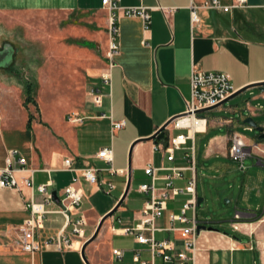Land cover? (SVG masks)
<instances>
[{"label":"crops","instance_id":"1","mask_svg":"<svg viewBox=\"0 0 264 264\" xmlns=\"http://www.w3.org/2000/svg\"><path fill=\"white\" fill-rule=\"evenodd\" d=\"M116 1L124 9H146L150 16L148 29H144L141 18L120 14L115 37L118 49L109 59L107 23L90 22L96 34L74 43L86 51L94 50L95 59L81 62V51L65 49L60 52L63 65L48 61L40 73L37 72L35 83L40 95L50 97L47 103L36 97L37 108L33 104L25 106L26 84H33L24 81L22 69L14 64V50L9 45L0 49V170L6 167L8 155L14 151L15 158H24L26 164L23 167L13 164V176L18 182L31 177L34 183L33 189L25 186L19 191L0 189V264H181L175 258L180 252L186 254L185 264H264V142H258L257 137L252 143L244 139L252 148L251 163L257 167L253 172L261 180L243 181L240 190L247 198L238 200L236 210L239 212H235L231 221L232 231L225 232L224 226L208 227L197 215V207L207 199L206 190H200L198 184V136L201 139L210 131H216L205 144V159L229 158L231 133L237 132L241 124L243 130L248 131L243 121L264 110V93L256 87L264 83V0H245L244 8L227 13L204 8V0ZM218 1L222 6H229L235 0ZM192 7L197 22L191 20ZM58 14L91 17L106 15L108 11L102 0H0V15L51 17ZM47 57L55 58L54 55ZM81 68L84 98L78 104H70L55 96L57 87L53 84L58 81L51 75L76 74ZM193 70L228 74L236 91L246 89L250 102L244 105V116L238 114L240 110L235 106L225 103L211 111L234 113L233 118L199 114L207 120V125L194 136L197 206L186 212L188 221H170L171 215L181 213L189 198L180 194L166 201L162 216L155 221L154 233L136 231L141 210L150 198V194L140 192L139 187L153 185L160 191L171 174L167 169L190 166L186 148L191 142L176 150L173 160L168 161L167 154L154 150L156 144L148 139L167 121L185 112ZM41 73H45L44 76ZM107 75L110 76L108 84L104 82ZM94 91L101 96V107L92 101ZM70 116L82 120L72 123L68 120ZM112 121H124L125 126L114 130ZM183 132L169 126L167 134ZM104 148L112 149V167L123 171L122 174H111V166L97 157ZM67 159L71 160L70 169L64 168ZM148 166L156 169L155 179L145 174ZM92 167L98 170V184H90L81 176V170ZM190 177L191 172L183 170L182 177L173 180V186L184 188ZM108 184L112 189H108ZM38 185H46L47 193L56 196L46 207L49 212L42 227L34 234L41 249L27 253L18 249L15 242L18 228L30 216L27 207L30 199L32 196L37 202L43 199L35 189ZM70 185L82 192L79 210L70 213L71 221L79 215L86 220L81 237L71 234V226L57 212L64 189ZM239 213L255 216L244 218ZM236 214L239 220L234 219ZM193 221L213 230L197 232L192 254L185 249L189 238H183L181 233ZM97 229L83 256V245ZM125 230L134 232L125 233ZM62 231L72 242V249L58 251L45 245ZM137 234L170 243L172 249L166 254L172 256V261L164 263L160 257H153L148 245L138 243ZM113 251H120L122 256L115 257Z\"/></svg>","mask_w":264,"mask_h":264},{"label":"built area","instance_id":"2","mask_svg":"<svg viewBox=\"0 0 264 264\" xmlns=\"http://www.w3.org/2000/svg\"><path fill=\"white\" fill-rule=\"evenodd\" d=\"M102 5L108 11L109 15V24H108V33H109V44H108V58H112L117 53V44L115 42V37L117 35L116 20L120 14L125 16H135L139 17L144 22V29H148V22L150 16L144 8H129L124 9L118 6L116 0H102ZM246 6L245 0H235L229 6H222L218 0H204V8L207 9H216L223 11L225 13L237 9L244 8ZM192 22H197V15L195 8L192 7L191 12ZM110 81V76L107 75L104 77V82L108 84ZM236 90L233 88L231 83V78L228 74L222 72H202L198 70H193L190 80V99L187 102L185 112L177 117L171 124L170 127L184 131L177 135H169L166 144H156L154 150H162L167 154V160L172 161L174 158V152L176 150L183 149L188 142H191V145L186 148L187 157L190 162V166L186 169L179 168H169L171 174L166 177L165 188L156 191L153 185H141L139 191L145 194H150V198L144 204L141 210V218L139 224L136 227V231H151L154 233L156 228L154 226L156 219L162 216L163 211L166 208V201L180 194L189 195V198L184 203L181 213L178 215H171L170 221L175 222L179 221L181 223H186L188 220L185 216L188 210H194L197 206V199L195 194V152H194V136L197 133H201L205 130L207 125V120L197 114V111L213 108L218 106L220 103L225 101L231 95H233ZM92 101L97 107L102 106V99L100 94L96 91L92 92ZM249 111V110H248ZM252 111H249V113ZM104 117V115H103ZM68 120L72 123L80 122L82 119H78L75 116H70ZM112 128L114 130H121L125 126L124 121L111 122ZM203 126V130L198 129L197 127ZM248 131H253V128L247 126ZM168 131V128H167ZM16 153L14 151L10 152L7 158V165L5 168L0 170V189H13L19 191L22 186H25L29 189L34 188V183L31 177L23 179L21 182H18L13 176L15 169L12 168V165L15 164L18 167H23L26 162L22 157L15 158ZM228 157L238 164V167L241 171L245 170V160L252 157V148H250L243 136L240 133L232 132L229 137V145L227 151ZM97 157L109 164L111 174H122L123 171L115 170L112 167L113 163V151L110 148L102 149ZM71 160L67 159L64 162V168L70 169ZM183 170H188L191 172V177L184 188H177L173 186V180L176 178L182 177ZM155 171L152 167L148 166L145 169V174L151 176L155 179ZM81 176L90 184H98V170L95 168H87L81 170ZM77 182V178L74 179V183ZM108 189H112V185L108 184ZM37 193L43 196L41 202L34 200L33 196L30 199L29 204L27 205L30 216L26 219L22 225L18 228L17 232L18 239L15 242V246L21 251L27 253H35L41 249L40 244L36 243L34 240V234L36 229H39L43 225V220L46 214H48L47 206L52 203V196L47 193L46 185H38L36 188ZM63 200L57 210L58 213L62 214L67 224L71 226V234L82 236V227L86 224V220L83 216H77L73 221L70 219V213L76 212L79 210L82 198V192L80 188L70 185L64 189ZM235 220H239V215L236 214L234 217ZM197 223L192 222V225L188 228L182 229V237L189 238L185 244V249L193 251L196 247L197 239ZM65 229V228H64ZM125 233H133L134 230H125ZM137 241L139 244L148 245L153 257H160L164 263H170L172 261V256L166 254V251L171 250L170 243L166 241H156L154 237L147 238L142 234H137ZM46 246H52L58 251L69 250L73 248V244L70 241L66 233H62L56 237L51 238L45 242ZM115 257L120 258L122 256L120 251H113ZM193 257V255H192ZM175 258L181 261V264H185L187 260L186 254L184 252L177 253ZM137 261V256L135 257ZM147 264V263H142Z\"/></svg>","mask_w":264,"mask_h":264},{"label":"rangeland","instance_id":"3","mask_svg":"<svg viewBox=\"0 0 264 264\" xmlns=\"http://www.w3.org/2000/svg\"><path fill=\"white\" fill-rule=\"evenodd\" d=\"M96 21V22H95ZM106 22V33H108L109 15L101 14L91 17L80 14H58L51 17H26V16H5L0 15V49L9 45L14 50L15 62L17 68L22 69V78L26 82L33 84V99L36 103V97L41 102L47 103L49 100L47 94L40 95L35 83V77L40 73L42 67L49 61H55L63 65V58L60 52L65 49H71L80 52L81 62H90L95 59V51H86L76 45L75 41L89 39V34H96L94 27L90 24ZM105 30V28H100ZM98 30V29H97ZM98 33V32H97ZM54 55L55 58L47 56ZM80 62V63H81ZM83 67V64H81ZM60 71V70H59ZM83 68L76 74L68 73L53 74V87L55 96L62 100H67L70 104H78L85 95ZM45 74V73H44ZM44 74H40L41 76ZM48 92V91H47ZM38 93V94H37ZM248 93L243 92L239 96L229 100L224 105L231 104L237 108L238 114L243 113L246 102H250ZM253 103V102H252ZM255 104V103H254ZM264 106V101L262 102ZM35 110H37L35 108ZM201 116L214 118H233L234 113L227 114L226 111H209L202 113ZM259 126H264V110L258 111L253 117ZM241 124L236 128L243 138L252 143L258 133L243 130ZM216 131H210L203 135L201 139L198 136V184L199 189L206 190L207 199L197 207V215L207 226H224L225 232H231V221L238 206V200L247 198L241 194L240 187L243 181L252 183L254 180H261L253 171L256 166L251 163V158L245 160V170L241 171L238 164L227 157L204 158L205 144ZM218 170V171H217ZM249 183V184H250ZM245 191V188H244ZM243 193V192H242ZM201 197V196H200ZM220 222V223H219Z\"/></svg>","mask_w":264,"mask_h":264},{"label":"water","instance_id":"4","mask_svg":"<svg viewBox=\"0 0 264 264\" xmlns=\"http://www.w3.org/2000/svg\"><path fill=\"white\" fill-rule=\"evenodd\" d=\"M256 87L259 88V91L261 93H264V83H261V84H258ZM246 89H241V90H238L236 91L233 95H231L229 98H227L225 101H223L222 103H220L218 106L228 102L229 100L233 99L234 97L238 96L239 94H241L242 92H244ZM216 106V107H218ZM216 107H213V108H208V109H203V110H200V111H197V114H201V113H205V112H208V111H211L213 109H215ZM177 117H174L172 119H170L169 121H167L160 129H158L156 131V133L150 137L148 140L152 141L154 144H166L167 140H168V134H167V128L170 126V124L176 119ZM243 123L245 125H248L250 126L251 128H253L259 135L257 136V141L258 142H264V127L262 126H259L252 117H247ZM131 156V150L129 152V157ZM130 175V167H128V176ZM129 183L127 185V191H128V188H129ZM55 193L52 194V199L54 200L55 199ZM200 202V201H199ZM120 205V203L118 204ZM112 213L108 214L105 218L109 217ZM240 217H244V218H249L250 216H255V214H248V213H239ZM99 229V227H98ZM98 229L96 231V233L93 235V237H91V239H89L82 247L81 249V253L82 255L84 256V250H85V247L86 245L91 242L97 232H98ZM205 230H213L212 228H207V226L205 225H198L197 226V232L199 233L200 231H205Z\"/></svg>","mask_w":264,"mask_h":264},{"label":"trees","instance_id":"5","mask_svg":"<svg viewBox=\"0 0 264 264\" xmlns=\"http://www.w3.org/2000/svg\"><path fill=\"white\" fill-rule=\"evenodd\" d=\"M26 99H25V106L28 104H33L37 108V104L33 99V86L30 84H26Z\"/></svg>","mask_w":264,"mask_h":264},{"label":"bare ground","instance_id":"6","mask_svg":"<svg viewBox=\"0 0 264 264\" xmlns=\"http://www.w3.org/2000/svg\"><path fill=\"white\" fill-rule=\"evenodd\" d=\"M198 129H200V130H203V126H199V127H197Z\"/></svg>","mask_w":264,"mask_h":264}]
</instances>
